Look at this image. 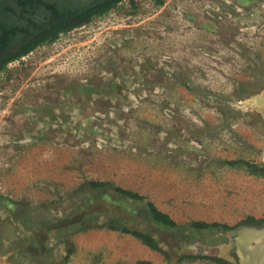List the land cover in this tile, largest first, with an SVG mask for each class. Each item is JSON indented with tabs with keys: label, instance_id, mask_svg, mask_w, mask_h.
I'll use <instances>...</instances> for the list:
<instances>
[{
	"label": "rangeland",
	"instance_id": "rangeland-1",
	"mask_svg": "<svg viewBox=\"0 0 264 264\" xmlns=\"http://www.w3.org/2000/svg\"><path fill=\"white\" fill-rule=\"evenodd\" d=\"M245 163L264 0H120L0 72V264H227L223 226L264 218Z\"/></svg>",
	"mask_w": 264,
	"mask_h": 264
},
{
	"label": "flooded vegetation",
	"instance_id": "flooded-vegetation-1",
	"mask_svg": "<svg viewBox=\"0 0 264 264\" xmlns=\"http://www.w3.org/2000/svg\"><path fill=\"white\" fill-rule=\"evenodd\" d=\"M111 1L0 0V66L23 62L33 51L48 49L79 30L92 10ZM231 230L237 235L228 237ZM223 233L227 245L220 248L227 264H264V218H247Z\"/></svg>",
	"mask_w": 264,
	"mask_h": 264
},
{
	"label": "trees",
	"instance_id": "trees-1",
	"mask_svg": "<svg viewBox=\"0 0 264 264\" xmlns=\"http://www.w3.org/2000/svg\"><path fill=\"white\" fill-rule=\"evenodd\" d=\"M119 1L120 0H113L111 2L104 4L102 7H98L97 9L92 10L91 14L86 19H83L80 24L85 25V24L89 23L93 19V15H96V17L104 15L105 13L109 12ZM5 67H7V66H5V65L0 66V72ZM234 164H236V163L235 162L232 163V165H234ZM245 165H247L249 167V169L252 173H256V174L257 173H264V168H260L257 165H252V164H248V163H245ZM102 185H103L102 183L92 184V186H102ZM120 191H121V193H123L124 195H127L130 198L142 199L141 196L134 194L133 192L125 191V190H120ZM150 210H151L155 220H157V221H159L165 225H168V226H175L176 225L174 221H172L167 215H165V214L161 213L159 210H157L153 205H150ZM199 227L207 228L210 226L205 225V224H201ZM216 227H220V226H216ZM227 227L228 226H223L224 229H229ZM133 235H135L137 238L142 240L145 244H147L151 248L157 249L156 245L154 244V242L152 241V239L149 236L138 233V232H133Z\"/></svg>",
	"mask_w": 264,
	"mask_h": 264
},
{
	"label": "water",
	"instance_id": "water-1",
	"mask_svg": "<svg viewBox=\"0 0 264 264\" xmlns=\"http://www.w3.org/2000/svg\"><path fill=\"white\" fill-rule=\"evenodd\" d=\"M249 228H252L251 230H253L254 226L249 227ZM229 235H230L231 237L236 236V235H237V230H231V231L229 232Z\"/></svg>",
	"mask_w": 264,
	"mask_h": 264
}]
</instances>
